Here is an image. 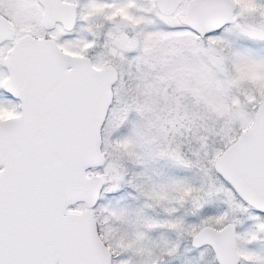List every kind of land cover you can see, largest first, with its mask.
Segmentation results:
<instances>
[{
	"label": "rangeland",
	"instance_id": "374dc122",
	"mask_svg": "<svg viewBox=\"0 0 264 264\" xmlns=\"http://www.w3.org/2000/svg\"><path fill=\"white\" fill-rule=\"evenodd\" d=\"M186 2L171 16H155L154 23L182 24ZM263 2L239 0L238 22L215 35L224 37L221 47L214 38L200 42L186 31L160 30L134 71L120 68L101 130L106 162L88 171L105 179L103 233L119 264H217L212 250L194 246L192 236L204 226L241 224L247 208L216 177L213 161L251 124L264 99ZM128 120L131 144L148 158L142 166L135 162L129 177L125 163L131 157L110 142ZM213 145L217 150L208 158Z\"/></svg>",
	"mask_w": 264,
	"mask_h": 264
},
{
	"label": "water",
	"instance_id": "95a60500",
	"mask_svg": "<svg viewBox=\"0 0 264 264\" xmlns=\"http://www.w3.org/2000/svg\"><path fill=\"white\" fill-rule=\"evenodd\" d=\"M184 0H156L172 15ZM234 0H190L183 23L200 37L235 22ZM0 23H5L0 18ZM4 36H0V40ZM19 117L0 134V264H111L93 212L105 179L102 126L118 73L63 52L50 39L20 38L4 61ZM214 171L264 212V100L254 119L215 157ZM82 203L79 211L68 207ZM217 264H236L234 226L202 227L191 238Z\"/></svg>",
	"mask_w": 264,
	"mask_h": 264
},
{
	"label": "flooded vegetation",
	"instance_id": "af4514ba",
	"mask_svg": "<svg viewBox=\"0 0 264 264\" xmlns=\"http://www.w3.org/2000/svg\"><path fill=\"white\" fill-rule=\"evenodd\" d=\"M234 2L235 22L222 28L238 22L236 12L240 4L239 0ZM157 15L166 16L158 11L156 0H0V18L5 22L0 23V36H4L0 40V134L10 133V128L3 126L2 121L15 119L22 113V102L10 89L7 82L9 73L4 63L20 38L30 36L50 39L69 55L88 57L96 68L112 65L119 77L120 68L126 72L134 71L135 60L156 43L160 30L175 32L176 26L161 28L156 25L154 20ZM185 26L188 27L183 21L177 25L179 28ZM193 33H190L191 36L200 42L205 41L206 35L200 37ZM101 57L110 59L101 62ZM258 106L254 110L253 119ZM236 196L247 208V212L239 216L241 224L228 221L216 229L228 223L233 224L238 256L236 264H242L243 260L244 264H264V212ZM67 210L77 211L72 206ZM242 239H245L244 256L239 252Z\"/></svg>",
	"mask_w": 264,
	"mask_h": 264
},
{
	"label": "trees",
	"instance_id": "16d2710c",
	"mask_svg": "<svg viewBox=\"0 0 264 264\" xmlns=\"http://www.w3.org/2000/svg\"><path fill=\"white\" fill-rule=\"evenodd\" d=\"M183 28L176 27L175 30L176 31H181V32L187 31V32H189L191 34H194L193 31L190 28H188L186 26L183 27ZM222 30L223 29H219L217 31H214V32H211V33L207 34L205 36V39L214 38L215 44H217V45H219L221 47V44H219V43H220L221 38H224V37H220L219 36L218 38H215V35L221 34ZM164 32L167 33L168 30H167V32L166 31H164ZM248 99L252 100L253 98H248ZM127 123H130V121L128 120V122H126V125L124 127L120 128L117 132H114L111 135L110 142L112 144H114L115 147L121 148L127 156L131 157V159H129V161L125 163V165H126V174L129 177L130 173L135 170L133 164H135V162H136L137 164L142 166V165H144L146 163L148 158L146 157L144 152H142V153L140 152L139 147L136 144L135 145L131 144V141H130L129 137L132 134H131V130H130V128H129ZM212 150H215V151L217 150L214 145L213 146H209V148L207 150V153H206V157L208 156V158H209L211 156V154H212L211 151ZM133 157H136V158L132 159ZM132 160H133V162H132ZM99 168L91 169V171L92 172H97L99 170ZM137 168H139V167H137ZM214 174L216 175V177L222 179L215 171H214ZM107 197H108L107 193L101 192V194L99 196V199H98L95 207L93 208V212H94V215H95V218H96V221H97V227H98L99 235L103 239V241L105 242L106 245H108V244L106 242V238L104 236L103 231H105L104 228H105V214H106L105 210H104L105 209L104 205H107L106 203H108V198ZM218 206H219L218 208L219 209L221 208L223 210V212L226 211V207L224 205L222 206V204H221V205H218ZM214 210H216V207H215ZM107 226H109L108 223H107ZM112 254H113V251H112ZM119 258L120 257H118L117 255H114V257L112 256V264H119ZM121 264H122V262H121Z\"/></svg>",
	"mask_w": 264,
	"mask_h": 264
}]
</instances>
